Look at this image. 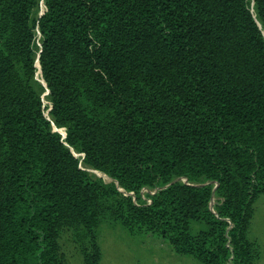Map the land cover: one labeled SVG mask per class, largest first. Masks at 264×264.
I'll list each match as a JSON object with an SVG mask.
<instances>
[{"label":"trees","instance_id":"trees-1","mask_svg":"<svg viewBox=\"0 0 264 264\" xmlns=\"http://www.w3.org/2000/svg\"><path fill=\"white\" fill-rule=\"evenodd\" d=\"M263 195L264 0H0V264H100L103 224L256 264Z\"/></svg>","mask_w":264,"mask_h":264},{"label":"rangeland","instance_id":"rangeland-1","mask_svg":"<svg viewBox=\"0 0 264 264\" xmlns=\"http://www.w3.org/2000/svg\"><path fill=\"white\" fill-rule=\"evenodd\" d=\"M41 35L37 29V44H40ZM38 91L42 94L45 104L51 107L45 84L40 75L37 76ZM50 118L47 110L46 113ZM53 129L65 137V131L57 128L53 124ZM81 162V167L87 170L94 178H101L104 182L110 183L112 180L104 173L91 169L84 161V155L76 154ZM257 211L252 221L249 237L258 240L262 257L256 264H264V195L257 201ZM100 242L103 249V257L100 264H201L192 256H180L176 254L170 243L153 234H141L131 236L121 225L103 224L99 230ZM64 250L68 257L67 264H83L82 257L76 250L66 242Z\"/></svg>","mask_w":264,"mask_h":264},{"label":"built area","instance_id":"built-area-1","mask_svg":"<svg viewBox=\"0 0 264 264\" xmlns=\"http://www.w3.org/2000/svg\"><path fill=\"white\" fill-rule=\"evenodd\" d=\"M144 192H146V191H144ZM149 202H150V200H149Z\"/></svg>","mask_w":264,"mask_h":264},{"label":"crops","instance_id":"crops-1","mask_svg":"<svg viewBox=\"0 0 264 264\" xmlns=\"http://www.w3.org/2000/svg\"><path fill=\"white\" fill-rule=\"evenodd\" d=\"M257 211V210H256ZM258 241V240H257Z\"/></svg>","mask_w":264,"mask_h":264}]
</instances>
